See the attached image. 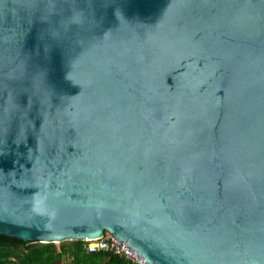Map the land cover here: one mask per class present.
Masks as SVG:
<instances>
[{
	"label": "water",
	"instance_id": "obj_1",
	"mask_svg": "<svg viewBox=\"0 0 264 264\" xmlns=\"http://www.w3.org/2000/svg\"><path fill=\"white\" fill-rule=\"evenodd\" d=\"M0 233L264 264V0H0Z\"/></svg>",
	"mask_w": 264,
	"mask_h": 264
},
{
	"label": "trees",
	"instance_id": "obj_2",
	"mask_svg": "<svg viewBox=\"0 0 264 264\" xmlns=\"http://www.w3.org/2000/svg\"><path fill=\"white\" fill-rule=\"evenodd\" d=\"M136 264L105 251L87 252L84 240L38 242L0 233V264Z\"/></svg>",
	"mask_w": 264,
	"mask_h": 264
},
{
	"label": "built area",
	"instance_id": "obj_3",
	"mask_svg": "<svg viewBox=\"0 0 264 264\" xmlns=\"http://www.w3.org/2000/svg\"><path fill=\"white\" fill-rule=\"evenodd\" d=\"M85 248L87 252L105 251L125 257L128 261L136 264H147L146 261L132 248L121 240L102 235L94 239H85Z\"/></svg>",
	"mask_w": 264,
	"mask_h": 264
},
{
	"label": "rangeland",
	"instance_id": "obj_4",
	"mask_svg": "<svg viewBox=\"0 0 264 264\" xmlns=\"http://www.w3.org/2000/svg\"><path fill=\"white\" fill-rule=\"evenodd\" d=\"M60 264V263H59Z\"/></svg>",
	"mask_w": 264,
	"mask_h": 264
}]
</instances>
